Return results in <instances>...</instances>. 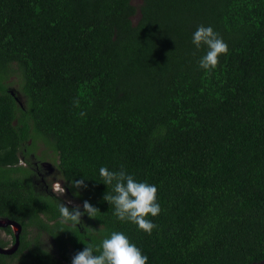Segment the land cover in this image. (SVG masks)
I'll return each instance as SVG.
<instances>
[{"label":"trees","instance_id":"16d2710c","mask_svg":"<svg viewBox=\"0 0 264 264\" xmlns=\"http://www.w3.org/2000/svg\"><path fill=\"white\" fill-rule=\"evenodd\" d=\"M200 25L229 48L210 71ZM22 156L55 162L76 206L97 210L62 223ZM101 167L157 186L151 234L116 217ZM0 216L57 244L24 236L21 264H71L113 231L148 264L262 261L264 0H0Z\"/></svg>","mask_w":264,"mask_h":264},{"label":"clouds","instance_id":"9594fccd","mask_svg":"<svg viewBox=\"0 0 264 264\" xmlns=\"http://www.w3.org/2000/svg\"><path fill=\"white\" fill-rule=\"evenodd\" d=\"M192 43L198 49L206 47L207 51L199 60V67L206 71L217 68L220 57L229 52L227 43L211 26H198L192 33ZM99 175L103 184L112 188V194L107 192L104 199L114 206L116 217L122 222L134 223L140 230L151 234L156 225L148 217H156L161 212L157 186L136 180L123 167L119 171L101 167ZM70 186L80 189L85 183L83 179H77L70 182ZM58 210L62 223L77 224L84 214L92 216L97 209L85 201L83 212L80 206L70 208L65 203L59 205ZM148 261V256L119 231H113L99 245L87 244L72 258V264H148Z\"/></svg>","mask_w":264,"mask_h":264},{"label":"flooded vegetation","instance_id":"af4514ba","mask_svg":"<svg viewBox=\"0 0 264 264\" xmlns=\"http://www.w3.org/2000/svg\"><path fill=\"white\" fill-rule=\"evenodd\" d=\"M24 165H27L33 171L32 176V184L36 191L40 193L51 195L52 197L58 199L61 203H65L72 207H75L77 204V200L73 198L72 194H70L69 189L66 185L65 180L61 177L54 176L53 179L48 181L45 174L41 176V181L37 180V177L40 178V174L42 173L40 170L41 165L43 163L49 166L47 163L49 161H34L31 165L25 163L26 159L22 156ZM51 163V162H49ZM41 164V165H40ZM50 167V166H49ZM53 169V167H52ZM42 189H40V186ZM71 201V203H69ZM0 264H21L16 258L13 256L18 252L22 245V238L25 236L27 241H30L32 244L36 241L37 238L41 241L43 247L45 249L50 248L47 246V239L52 241V245L54 246L55 251H51L52 253H58V247L53 239L52 235L47 232L44 227H40L37 224H28L25 222L18 221L10 216H0ZM12 222V223H10ZM78 226H80L78 224ZM18 243V246H16ZM2 250H12L11 252H3ZM72 264V263H71Z\"/></svg>","mask_w":264,"mask_h":264},{"label":"rangeland","instance_id":"374dc122","mask_svg":"<svg viewBox=\"0 0 264 264\" xmlns=\"http://www.w3.org/2000/svg\"><path fill=\"white\" fill-rule=\"evenodd\" d=\"M141 0H134L135 4H139ZM51 162V161H49ZM47 163L49 166L45 165L43 163V165H41L40 170H41V174H40V178L37 177V180L40 182L41 181V176H43L45 174L46 178H48V181H50L51 179H53L54 176H56L57 178L59 177V174L57 172V168H56V164L55 162H51V163ZM53 167V169H52ZM40 186V185H39ZM40 189H42V186H40ZM47 246L50 248V250L55 251L54 246L52 245V241H50V239H47Z\"/></svg>","mask_w":264,"mask_h":264},{"label":"water","instance_id":"95a60500","mask_svg":"<svg viewBox=\"0 0 264 264\" xmlns=\"http://www.w3.org/2000/svg\"><path fill=\"white\" fill-rule=\"evenodd\" d=\"M2 221L0 220V223H1ZM10 223H12V222H10ZM16 246H18V243H17V245ZM3 252H11L12 250H2ZM253 264H264V259L262 260V261H260L259 263H257V262H255V263H253Z\"/></svg>","mask_w":264,"mask_h":264}]
</instances>
